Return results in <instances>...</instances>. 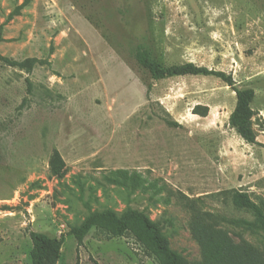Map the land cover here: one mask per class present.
<instances>
[{"label":"rangeland","instance_id":"374dc122","mask_svg":"<svg viewBox=\"0 0 264 264\" xmlns=\"http://www.w3.org/2000/svg\"><path fill=\"white\" fill-rule=\"evenodd\" d=\"M140 49L235 84L155 80ZM229 191L264 203V0H0V264H31L32 231L65 236L57 264H159L130 232L69 234L108 209L143 210L182 264H217L198 224L264 263Z\"/></svg>","mask_w":264,"mask_h":264},{"label":"trees","instance_id":"16d2710c","mask_svg":"<svg viewBox=\"0 0 264 264\" xmlns=\"http://www.w3.org/2000/svg\"><path fill=\"white\" fill-rule=\"evenodd\" d=\"M136 59L141 66L150 72L155 80L187 75H213L221 78L228 85L234 86L235 84L232 77L227 76L222 71L209 69L205 66H198L193 62L165 65L153 58L144 49L138 50ZM235 90L238 96V104L231 116V121L239 133L248 142L252 143L254 139L247 133L241 119L243 109L246 105V96L243 90L237 87H235ZM226 193L233 194L232 197H234V202L239 209L254 214V221L243 220L242 222L264 234V203H255L246 193L239 191H229ZM233 222L238 221L233 220ZM196 226V234L202 241L207 242L204 243L205 245L210 244V247L207 249L212 252L213 259H215L217 264H264L260 258L250 256L246 250L233 245L228 239L214 238L212 234H209L208 229L204 225L200 226L198 224ZM94 228L113 237L124 236L130 232L155 256L159 264H182L178 253L165 242L159 223L151 220L143 210L128 209L122 215H118L110 209L97 211L86 218L79 227L71 229L69 234L76 238L79 245H82L87 235ZM30 236L33 243L31 264H57L61 256V246L65 241V236L62 235L58 238L38 231H32Z\"/></svg>","mask_w":264,"mask_h":264}]
</instances>
